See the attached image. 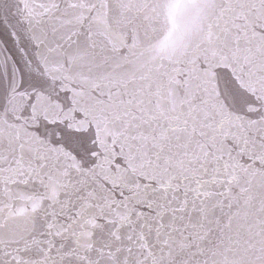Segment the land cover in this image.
Segmentation results:
<instances>
[{
  "label": "snow or ice",
  "instance_id": "obj_1",
  "mask_svg": "<svg viewBox=\"0 0 264 264\" xmlns=\"http://www.w3.org/2000/svg\"><path fill=\"white\" fill-rule=\"evenodd\" d=\"M0 264H264V0H0Z\"/></svg>",
  "mask_w": 264,
  "mask_h": 264
}]
</instances>
